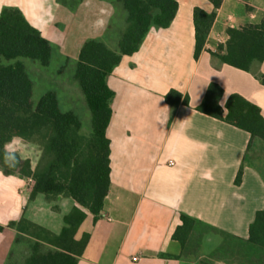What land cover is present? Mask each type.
Masks as SVG:
<instances>
[{
	"label": "crops",
	"instance_id": "crops-1",
	"mask_svg": "<svg viewBox=\"0 0 264 264\" xmlns=\"http://www.w3.org/2000/svg\"><path fill=\"white\" fill-rule=\"evenodd\" d=\"M175 1L170 25L151 26L138 50L122 56L106 78L113 92L105 131L110 184L98 218L86 213L77 229L76 240L88 235L77 264H243L218 254L229 242L264 254L246 241L255 213L264 208V143L254 141L247 153L246 132L195 110L208 84L215 83L222 90L221 107L228 95L238 94L264 117L259 81L264 61L244 72L213 55L225 45L228 28L264 17V0H222L197 59L192 13L194 8L211 13L213 6L207 0ZM37 2L4 0L0 12L18 9L50 40L55 30L38 25ZM170 90L187 97L188 105L179 103L172 112L164 101ZM31 182L0 171V226L24 218L59 234L75 203L65 197L46 201L40 194L29 200ZM180 215L195 221L183 247L172 239ZM23 239L29 238L11 229L0 233V264L14 261L13 251Z\"/></svg>",
	"mask_w": 264,
	"mask_h": 264
},
{
	"label": "trees",
	"instance_id": "trees-1",
	"mask_svg": "<svg viewBox=\"0 0 264 264\" xmlns=\"http://www.w3.org/2000/svg\"><path fill=\"white\" fill-rule=\"evenodd\" d=\"M126 13L125 28L119 35L117 51L104 43L87 40L76 55L73 79L81 91L90 115V138L81 146L77 133L81 122L72 112H61L54 92H45L32 103L33 83L22 59L48 67L51 47L38 30L33 28L15 8L0 12V154L13 137L35 146L39 156L34 166L28 158H21L15 169L0 161L3 175L16 174L32 181L28 199L38 194L46 201L59 197L71 199L75 206L63 217L59 234L21 218L0 226V233L10 229L27 236L31 241L30 253L22 264H77L88 240V235L75 239L77 229L86 213L95 221L109 189V141L105 131L111 117L110 103L113 92L106 78L122 56H130L140 47L151 26L167 28L173 20L175 0H116ZM213 6L211 13L194 8L193 58L203 50L206 36L222 0H207ZM227 40L215 55L221 63L249 72L252 63L264 61V17L257 24H245L226 30ZM264 86V76L259 78ZM221 88L209 83L201 103L195 108L201 114L220 120L249 135L246 151L254 141L264 143V117L261 110L238 94L227 96L223 107L218 102ZM165 103L174 112L179 103L188 105L187 97L174 91L164 96ZM241 168L235 183L240 182ZM179 225L172 239L183 247L195 224L185 215L179 216ZM264 250V208L257 211L248 227L246 240ZM8 264H18L9 261ZM199 264H208L200 262Z\"/></svg>",
	"mask_w": 264,
	"mask_h": 264
},
{
	"label": "rangeland",
	"instance_id": "rangeland-1",
	"mask_svg": "<svg viewBox=\"0 0 264 264\" xmlns=\"http://www.w3.org/2000/svg\"><path fill=\"white\" fill-rule=\"evenodd\" d=\"M37 1V8L40 11L37 17L38 25L53 26L55 32L50 40H47L51 47L48 67H41L37 62L22 59L33 83L32 103L35 104L45 92H54L59 110L72 112L81 122V130L77 136L83 146L90 138V115L81 91L73 79L76 51L87 40L102 42L111 51H117L119 35L126 25V13L116 0ZM44 33L47 35L46 31ZM15 147L19 155L28 158L34 166L39 156L38 149L21 140ZM261 161L264 162V147ZM31 243V240L23 239L15 247L13 251L15 263L22 264L27 258ZM224 246L225 249L218 252L224 259L238 263L243 261L246 264H264V254L257 255L253 249L242 247L237 242H229Z\"/></svg>",
	"mask_w": 264,
	"mask_h": 264
},
{
	"label": "clouds",
	"instance_id": "clouds-1",
	"mask_svg": "<svg viewBox=\"0 0 264 264\" xmlns=\"http://www.w3.org/2000/svg\"><path fill=\"white\" fill-rule=\"evenodd\" d=\"M4 3V0H0V4ZM21 138L13 137L3 147V152L0 154V161L3 165L9 169H15L21 163V158L15 147Z\"/></svg>",
	"mask_w": 264,
	"mask_h": 264
},
{
	"label": "built area",
	"instance_id": "built-area-1",
	"mask_svg": "<svg viewBox=\"0 0 264 264\" xmlns=\"http://www.w3.org/2000/svg\"><path fill=\"white\" fill-rule=\"evenodd\" d=\"M168 165L169 166H172L173 165V162L172 161H168ZM32 183V182H31ZM132 261L135 262V261H138V258H132Z\"/></svg>",
	"mask_w": 264,
	"mask_h": 264
}]
</instances>
